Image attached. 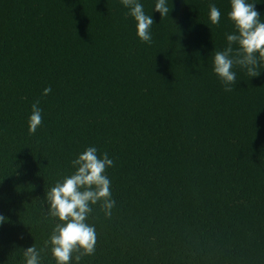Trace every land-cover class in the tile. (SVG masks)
Listing matches in <instances>:
<instances>
[{"label": "trees", "instance_id": "1", "mask_svg": "<svg viewBox=\"0 0 264 264\" xmlns=\"http://www.w3.org/2000/svg\"><path fill=\"white\" fill-rule=\"evenodd\" d=\"M139 2L151 44L120 0H0V264L32 245L56 264L45 197L93 146L114 161L116 204L110 219L91 206L96 252L71 264H264V63L234 66L225 92L213 59L230 0H167L163 18ZM248 2L264 22V0Z\"/></svg>", "mask_w": 264, "mask_h": 264}, {"label": "clouds", "instance_id": "2", "mask_svg": "<svg viewBox=\"0 0 264 264\" xmlns=\"http://www.w3.org/2000/svg\"><path fill=\"white\" fill-rule=\"evenodd\" d=\"M127 8L128 15L136 21V33L141 42L151 44V26L154 24L151 15L144 12L139 0H120ZM231 10L228 19L235 31L228 34L227 46L217 51L213 59V71L224 86L225 92L234 90L237 84L234 66L246 70L249 77L260 75L258 69L264 63V22L255 8V3L248 0H230ZM154 11L161 18L169 16L170 9L167 0H157ZM209 19L212 25H218L221 12L214 3L209 4ZM236 45L237 47H233ZM52 89L45 88L43 95ZM42 109L39 101L32 104L28 122V131L34 135L42 125ZM74 173L63 181H58L46 194L48 216L57 218L59 223L45 241L49 245L56 264H71L73 253H79L75 260L79 262L83 256H92L96 252L97 234L94 226L87 223L92 205L100 204L106 218H111L116 202L111 196V181L106 170L114 167V161L105 152L98 156L97 149L88 147L78 157L71 161ZM6 217L0 215V223ZM26 264H40V253L34 245L24 250Z\"/></svg>", "mask_w": 264, "mask_h": 264}]
</instances>
